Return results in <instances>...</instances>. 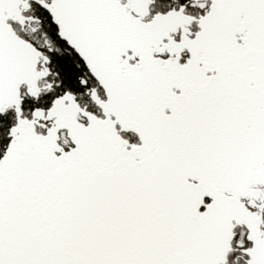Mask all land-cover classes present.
Instances as JSON below:
<instances>
[{"label": "snow or ice", "instance_id": "snow-or-ice-1", "mask_svg": "<svg viewBox=\"0 0 264 264\" xmlns=\"http://www.w3.org/2000/svg\"><path fill=\"white\" fill-rule=\"evenodd\" d=\"M0 264H264V0H0Z\"/></svg>", "mask_w": 264, "mask_h": 264}]
</instances>
